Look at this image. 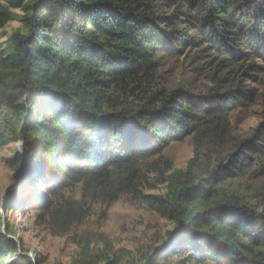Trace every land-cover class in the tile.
I'll return each instance as SVG.
<instances>
[{
	"label": "trees",
	"instance_id": "1",
	"mask_svg": "<svg viewBox=\"0 0 264 264\" xmlns=\"http://www.w3.org/2000/svg\"><path fill=\"white\" fill-rule=\"evenodd\" d=\"M23 2L26 32L15 34L0 56V148L25 140L26 153L17 154L14 163L30 160L27 184L47 187L33 205L55 236L83 222L91 204L111 206L133 191L145 160L250 96L240 89L201 97L168 92L156 83L158 52L169 44L203 46L220 65L240 62L253 74L262 70L255 63L264 61V0H180L185 13L172 14L157 0H13L12 5ZM13 18L0 6V27ZM247 167L264 174V127L237 144L213 179L239 177ZM180 184L168 197L140 196L175 226L144 264L183 252L200 263L264 264V211L238 197H222L211 182L190 173ZM5 204L6 213L19 205L13 193ZM25 254L10 227L0 232V264L43 263ZM107 264L118 260L108 258Z\"/></svg>",
	"mask_w": 264,
	"mask_h": 264
},
{
	"label": "rangeland",
	"instance_id": "2",
	"mask_svg": "<svg viewBox=\"0 0 264 264\" xmlns=\"http://www.w3.org/2000/svg\"><path fill=\"white\" fill-rule=\"evenodd\" d=\"M179 1L157 0L169 14L175 11L185 13L179 7ZM12 3L13 0H0V6L14 14L13 20L0 27V56L5 54L15 34L26 32L25 2L16 7ZM187 28L188 34L193 36L192 26L187 25ZM169 46L155 57L158 63L156 83L160 88L168 92L184 90L195 97L240 89L248 90L250 96L236 103L226 115L204 119L184 141L174 143L160 155L145 160L133 191L124 193L111 206L101 202L91 204L89 216L60 236L52 234L47 218L33 205L48 192L43 184L26 182L18 193L13 190L19 205L13 211H4L5 200L17 187L24 169V164H16L14 160L17 154L26 153V144L20 138L1 147L0 232L10 227L23 250L35 261L43 260L42 264H107L108 258H114L118 264H144L145 257L167 240L168 232L175 226L149 210L140 196H171L180 188L183 174L187 173L198 180L211 182L210 188L222 197H238L259 212L264 211V174L255 167H247L239 177L219 182L213 179V173L219 167L228 165L237 144L250 139L256 129L264 127V61H256L255 65L262 70L253 74L247 63L220 65L221 60L215 53L203 46ZM252 74L257 76L255 80L251 79ZM27 163L31 170V161L27 160ZM81 193V189L78 190L76 198L79 199ZM160 264L214 263L197 262L183 252Z\"/></svg>",
	"mask_w": 264,
	"mask_h": 264
},
{
	"label": "water",
	"instance_id": "3",
	"mask_svg": "<svg viewBox=\"0 0 264 264\" xmlns=\"http://www.w3.org/2000/svg\"><path fill=\"white\" fill-rule=\"evenodd\" d=\"M29 174H30V169L28 168V163L26 160L25 165H24V169H23V173L19 178V183H18L17 187L15 189H12L11 192H9V194L13 193V190H15L18 193L20 191V189L24 186V184L27 182V180L29 178ZM25 255L31 257V255H28V254H25Z\"/></svg>",
	"mask_w": 264,
	"mask_h": 264
}]
</instances>
